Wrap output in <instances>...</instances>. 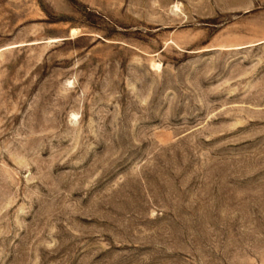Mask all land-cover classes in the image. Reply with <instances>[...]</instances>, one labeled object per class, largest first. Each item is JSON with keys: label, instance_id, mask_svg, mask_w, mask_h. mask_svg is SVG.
<instances>
[{"label": "rangeland", "instance_id": "rangeland-1", "mask_svg": "<svg viewBox=\"0 0 264 264\" xmlns=\"http://www.w3.org/2000/svg\"><path fill=\"white\" fill-rule=\"evenodd\" d=\"M0 264H264V0H0Z\"/></svg>", "mask_w": 264, "mask_h": 264}]
</instances>
